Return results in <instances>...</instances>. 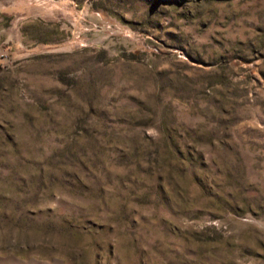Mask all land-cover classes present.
<instances>
[{"label":"rangeland","instance_id":"obj_1","mask_svg":"<svg viewBox=\"0 0 264 264\" xmlns=\"http://www.w3.org/2000/svg\"><path fill=\"white\" fill-rule=\"evenodd\" d=\"M0 264H264V0H0Z\"/></svg>","mask_w":264,"mask_h":264}]
</instances>
